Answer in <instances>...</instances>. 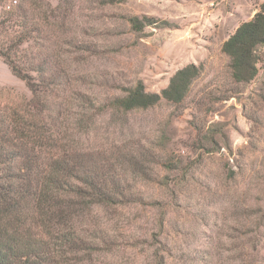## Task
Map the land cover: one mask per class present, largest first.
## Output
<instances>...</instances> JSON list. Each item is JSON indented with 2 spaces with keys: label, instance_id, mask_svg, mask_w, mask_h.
<instances>
[{
  "label": "rangeland",
  "instance_id": "1",
  "mask_svg": "<svg viewBox=\"0 0 264 264\" xmlns=\"http://www.w3.org/2000/svg\"><path fill=\"white\" fill-rule=\"evenodd\" d=\"M70 1L71 34L90 50L65 47L64 64L93 79L75 84L99 106L138 83L161 94L178 70L200 68L180 104L98 116L92 142L135 156L127 179L145 201L94 206L85 226L112 243L78 264H264V47L248 84L223 52L264 0ZM134 16L155 25L136 30ZM0 96H32L2 59Z\"/></svg>",
  "mask_w": 264,
  "mask_h": 264
},
{
  "label": "trees",
  "instance_id": "2",
  "mask_svg": "<svg viewBox=\"0 0 264 264\" xmlns=\"http://www.w3.org/2000/svg\"><path fill=\"white\" fill-rule=\"evenodd\" d=\"M7 1L0 0V59L32 96H0V264L84 263L112 243L102 228L85 226L93 207L145 201L127 179L135 156L106 152L92 142L98 116L109 108L150 109L161 100L180 104L200 68L191 64L178 70L161 94L138 83L104 108L75 84L91 77L73 75L64 64L65 47L90 50L71 34V1L60 0L56 7L47 0H32L30 6L21 1L6 10ZM128 21L136 30L155 25L148 17ZM263 47L264 3L223 45L236 83L257 77ZM72 255L84 259L71 262Z\"/></svg>",
  "mask_w": 264,
  "mask_h": 264
},
{
  "label": "built area",
  "instance_id": "3",
  "mask_svg": "<svg viewBox=\"0 0 264 264\" xmlns=\"http://www.w3.org/2000/svg\"><path fill=\"white\" fill-rule=\"evenodd\" d=\"M17 4H18L17 0H12L5 6V9L6 10H10L14 6H16Z\"/></svg>",
  "mask_w": 264,
  "mask_h": 264
}]
</instances>
